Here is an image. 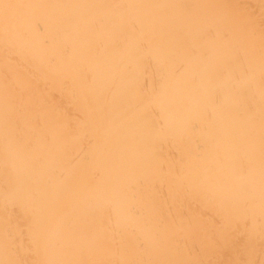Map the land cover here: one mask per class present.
<instances>
[{"label": "bare ground", "instance_id": "1", "mask_svg": "<svg viewBox=\"0 0 264 264\" xmlns=\"http://www.w3.org/2000/svg\"><path fill=\"white\" fill-rule=\"evenodd\" d=\"M0 264H264V0H0Z\"/></svg>", "mask_w": 264, "mask_h": 264}]
</instances>
